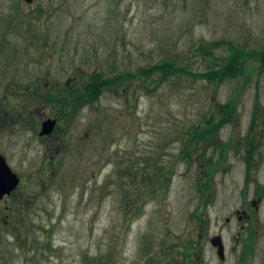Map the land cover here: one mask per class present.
Instances as JSON below:
<instances>
[{"label": "rangeland", "instance_id": "374dc122", "mask_svg": "<svg viewBox=\"0 0 264 264\" xmlns=\"http://www.w3.org/2000/svg\"><path fill=\"white\" fill-rule=\"evenodd\" d=\"M230 46L264 49V0H0V155L20 178L0 264H264V59L224 83L132 76L207 73ZM97 74L129 78L84 104Z\"/></svg>", "mask_w": 264, "mask_h": 264}, {"label": "trees", "instance_id": "16d2710c", "mask_svg": "<svg viewBox=\"0 0 264 264\" xmlns=\"http://www.w3.org/2000/svg\"><path fill=\"white\" fill-rule=\"evenodd\" d=\"M201 49L205 50L204 47H201ZM231 51L233 52V56L229 58L227 61L224 60L223 63H218V67L213 68L212 70H209L207 73H190L181 68L178 64L176 65L174 62H163L159 63L157 65H154L152 67H147V68H141L140 71H137L135 75H132L134 78L137 77H143L144 79L147 78H152V76H155L152 80L156 81L157 84H161L165 81L168 80V78H171L173 76H178L181 73L189 74L191 77L195 78L196 80L202 79V80H207L208 82H213V83H224L230 79V77L233 78H239V74L242 73L246 68L245 64L241 62V59L245 58V56L252 55L253 57H261L264 59V49L261 51V53L256 54H250L243 52L241 49L237 48L236 46H230ZM131 77V76H130ZM129 78V77H127ZM126 77H117V78H112V79H107V80H102L101 76L99 74L96 75V78L94 77L93 80L91 81V85H88L86 90H87V101H85L84 96L82 95V100L85 101L84 104L87 102L92 101V99L95 97H99V95L102 94L105 90L108 88H113L117 87L118 84L122 82H125L124 79H127ZM58 91L54 92L57 93ZM53 92L51 91L50 93L47 94L48 98L39 93L38 91L35 92L34 96H37L40 101H43L49 105L52 106L53 110L57 115L62 116V117H68L70 109L72 108L69 100V96H65L64 94H57V97H53ZM42 102V103H43ZM83 103V102H82ZM225 109L231 110L233 109L232 102L227 103L225 105ZM232 116V115H231ZM231 116H229V119L227 118L226 121L223 122H216L213 121V123L206 129L205 131H201L200 133L195 136L199 140L206 139L209 141L208 144H212L214 140V134L217 133L220 129H222V126L226 124V122H231ZM213 139V140H212ZM198 140V141H199ZM206 141V143H207ZM196 142V140H195ZM253 141L250 142L249 146H251V149L249 151V154H252V148L255 147L254 145L252 146ZM252 157L249 156L248 162H250ZM251 164V163H250ZM249 164V165H250ZM209 187L207 185L204 188L207 190ZM245 255V253H244ZM248 255V254H247Z\"/></svg>", "mask_w": 264, "mask_h": 264}, {"label": "water", "instance_id": "95a60500", "mask_svg": "<svg viewBox=\"0 0 264 264\" xmlns=\"http://www.w3.org/2000/svg\"><path fill=\"white\" fill-rule=\"evenodd\" d=\"M26 4H31V2L37 0H24ZM43 129L40 133V136H48L51 134L55 128L56 120L51 118L47 119V121L42 124ZM20 183V178H18L17 174L10 168L7 164V160L0 155V201L4 196L10 195L16 187H18ZM212 245L218 250V257L220 260L225 261L226 250L224 247V240H222L221 235H217L211 241Z\"/></svg>", "mask_w": 264, "mask_h": 264}, {"label": "flooded vegetation", "instance_id": "af4514ba", "mask_svg": "<svg viewBox=\"0 0 264 264\" xmlns=\"http://www.w3.org/2000/svg\"><path fill=\"white\" fill-rule=\"evenodd\" d=\"M256 204H257V203H256ZM256 204L254 203V206H255ZM238 215H239V213H238ZM242 241H243V242H244V241L247 242V240H241V242H242ZM237 243H238V240H237ZM243 249H244L243 254L245 253V254L247 255L248 252H249V250H250L249 247L245 246ZM244 257H245V255H244ZM241 259H242V256H241ZM243 259H244V258H243ZM244 260H245V259H244Z\"/></svg>", "mask_w": 264, "mask_h": 264}]
</instances>
